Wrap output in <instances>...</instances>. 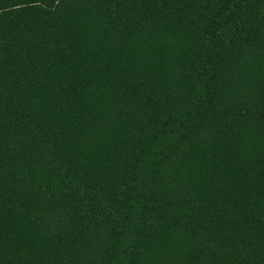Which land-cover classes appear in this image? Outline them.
<instances>
[{
  "label": "trees",
  "instance_id": "1",
  "mask_svg": "<svg viewBox=\"0 0 264 264\" xmlns=\"http://www.w3.org/2000/svg\"><path fill=\"white\" fill-rule=\"evenodd\" d=\"M0 264H264V0H0Z\"/></svg>",
  "mask_w": 264,
  "mask_h": 264
}]
</instances>
